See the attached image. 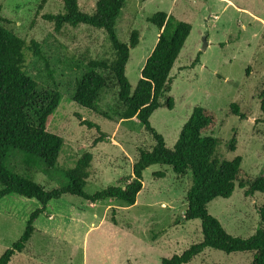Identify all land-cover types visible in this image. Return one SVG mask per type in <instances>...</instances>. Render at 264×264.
<instances>
[{
  "label": "rangeland",
  "instance_id": "374dc122",
  "mask_svg": "<svg viewBox=\"0 0 264 264\" xmlns=\"http://www.w3.org/2000/svg\"><path fill=\"white\" fill-rule=\"evenodd\" d=\"M96 1L78 0V5L91 14ZM0 5V26L26 43H40L43 58L24 51L26 74L38 90H57L61 95L46 124L48 132L64 141L58 167L71 169L81 158H89L84 191L90 195L109 186H124L139 150L153 148L152 137L137 119L116 117L120 104L115 88L102 90L95 108L112 120L71 100L84 64L89 59H112L105 33L85 25H65L55 32L53 23L43 16L62 13V0H0ZM157 12L188 23L191 31L170 72L167 95L173 108L155 110L149 119L151 127L171 149L192 109L204 107L215 114L212 135L220 142L223 159L240 157L246 174L263 175L264 123L259 107L264 92V0H126L115 30L125 44L133 31L138 33V45L130 49L125 66L131 92L157 41L158 30L147 21ZM197 56L199 63L189 68ZM232 104L246 119L231 113ZM233 136L236 151L228 152L225 144ZM7 164L45 188L65 183L57 173L47 177L26 170L18 157ZM159 172L163 177L154 176ZM142 177L134 205L113 199L92 204L70 195L51 200L33 222L35 231L24 250L10 264H159L200 242L199 220L183 221L190 175L179 177L168 166L153 165ZM263 205L264 194L246 197L236 187L229 198L211 201L207 210L229 235L246 239L258 228L257 210ZM39 208L35 199L15 194L0 200V256L20 238L28 216ZM251 260L252 253L205 249L189 264H250Z\"/></svg>",
  "mask_w": 264,
  "mask_h": 264
},
{
  "label": "trees",
  "instance_id": "16d2710c",
  "mask_svg": "<svg viewBox=\"0 0 264 264\" xmlns=\"http://www.w3.org/2000/svg\"><path fill=\"white\" fill-rule=\"evenodd\" d=\"M125 1L97 0L93 12L88 14L80 10L78 0H62V13L43 16L53 23L55 32L65 25L73 28L85 25L105 33L112 59H89L83 66L81 78L75 83L71 100L81 108L112 120L95 108L101 91L115 88L120 104L116 117L119 120L137 119L154 141L150 151L139 150L138 159L132 164L131 176L124 186H109L91 195L84 191L90 176L89 158H81L71 169H60L56 164L64 141L48 132L46 124L60 103V93L57 90H38L36 82L24 71V51L31 52L36 58H43L40 43L33 40L26 43L9 29L0 26V200L15 194L33 198L40 204V208L28 216L20 238L0 256V264H10L12 257L24 250L35 231L33 222L51 200L70 195L92 204L113 199L134 205L142 190L143 172L153 165L168 166L179 177L190 175L183 221L199 220L202 235L200 242L191 244L179 255L161 259L159 264H189L205 249L225 254L252 253L250 264H264V205L257 210L258 228L246 239L229 235L219 221L208 213L207 206L211 201L229 198L236 187L243 189L246 197L255 193L264 194V174L252 178L240 168V157L231 161L223 159L220 142L212 135L216 125L213 111L195 106L171 149L166 147L163 137L149 122L150 116L158 108H173V100L167 95L172 84L170 72L190 34L191 26L164 12L147 18L157 28L158 38L131 92L125 66L130 49L138 45V33L133 31L128 44H125L118 40L115 30ZM198 63L197 56L189 68H194ZM259 108L262 115L260 122L264 123V92ZM230 110L240 119H246L236 104H232ZM84 124L98 130L91 123ZM225 148L228 152L236 151L235 136L225 144ZM13 157H18L26 170H36L47 177L57 173L65 183L55 188H45L9 168L7 163ZM154 176L161 178L163 174L154 173Z\"/></svg>",
  "mask_w": 264,
  "mask_h": 264
},
{
  "label": "crops",
  "instance_id": "0c3cea01",
  "mask_svg": "<svg viewBox=\"0 0 264 264\" xmlns=\"http://www.w3.org/2000/svg\"><path fill=\"white\" fill-rule=\"evenodd\" d=\"M157 38H158V35H157ZM150 53H151V52H150ZM150 53H149V54H150ZM148 56H149V55H148Z\"/></svg>",
  "mask_w": 264,
  "mask_h": 264
}]
</instances>
